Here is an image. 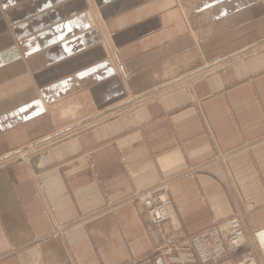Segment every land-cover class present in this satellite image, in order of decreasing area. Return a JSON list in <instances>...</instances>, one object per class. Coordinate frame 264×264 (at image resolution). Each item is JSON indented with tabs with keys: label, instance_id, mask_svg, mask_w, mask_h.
I'll return each instance as SVG.
<instances>
[{
	"label": "crops",
	"instance_id": "obj_1",
	"mask_svg": "<svg viewBox=\"0 0 264 264\" xmlns=\"http://www.w3.org/2000/svg\"><path fill=\"white\" fill-rule=\"evenodd\" d=\"M232 217L264 229L263 0H0V264H199Z\"/></svg>",
	"mask_w": 264,
	"mask_h": 264
},
{
	"label": "built area",
	"instance_id": "obj_2",
	"mask_svg": "<svg viewBox=\"0 0 264 264\" xmlns=\"http://www.w3.org/2000/svg\"><path fill=\"white\" fill-rule=\"evenodd\" d=\"M218 69L224 71L225 67ZM132 200L142 210L152 231L163 235L162 228L170 219L172 206L166 185L160 184L136 193ZM62 234L63 228H58L56 235ZM244 235L239 219L232 217L216 223L202 233L189 236L188 242L199 264H253L252 256L242 253ZM172 243V240L165 239L164 245L156 247L153 252L136 260L134 264H157V257H168L172 254ZM234 257L238 259L234 261Z\"/></svg>",
	"mask_w": 264,
	"mask_h": 264
},
{
	"label": "rangeland",
	"instance_id": "obj_3",
	"mask_svg": "<svg viewBox=\"0 0 264 264\" xmlns=\"http://www.w3.org/2000/svg\"><path fill=\"white\" fill-rule=\"evenodd\" d=\"M226 64H227V62H224L222 64L217 65L215 67V70H217V68H219V67L220 68L223 67ZM212 69H214V68H212ZM215 70H213V71H215ZM20 157L24 158L22 155ZM24 159L26 161H28L27 156ZM254 234L255 233H253L252 238L250 240H247L245 235H244V240H243L244 244L242 247V250H243L242 253H246V254H249L250 256H252L253 264H264V244L262 245V244L256 242ZM237 259H238V257L233 258L234 261H236Z\"/></svg>",
	"mask_w": 264,
	"mask_h": 264
},
{
	"label": "bare ground",
	"instance_id": "obj_4",
	"mask_svg": "<svg viewBox=\"0 0 264 264\" xmlns=\"http://www.w3.org/2000/svg\"><path fill=\"white\" fill-rule=\"evenodd\" d=\"M256 242L260 243V244H264V229L260 230L256 233Z\"/></svg>",
	"mask_w": 264,
	"mask_h": 264
}]
</instances>
